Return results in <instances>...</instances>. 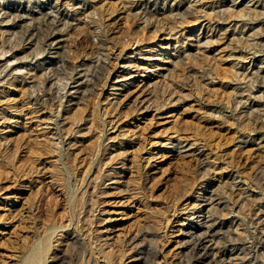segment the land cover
I'll return each mask as SVG.
<instances>
[{"label": "rangeland", "instance_id": "obj_1", "mask_svg": "<svg viewBox=\"0 0 264 264\" xmlns=\"http://www.w3.org/2000/svg\"><path fill=\"white\" fill-rule=\"evenodd\" d=\"M35 253L264 264V0H0V264Z\"/></svg>", "mask_w": 264, "mask_h": 264}, {"label": "bare ground", "instance_id": "obj_2", "mask_svg": "<svg viewBox=\"0 0 264 264\" xmlns=\"http://www.w3.org/2000/svg\"><path fill=\"white\" fill-rule=\"evenodd\" d=\"M106 184V183H105ZM130 189V188H129ZM128 189V190H129ZM127 190V191H128ZM134 190V189H133ZM131 191V190H130ZM129 192V191H128ZM133 192V191H132ZM130 199H131V197H130ZM130 199H128V200H130ZM127 200V199H126ZM210 200H211V196H210ZM209 200L207 199L205 202H206V204H204V209L206 208V207H209L211 204H212V202L211 201H209ZM214 202V201H213ZM204 203V202H203ZM213 205V204H212ZM209 209H211L210 207L208 208V211H209ZM203 211V210H202ZM202 211H199V212H201L202 213ZM207 211V210H206ZM209 213V212H208ZM210 215V214H209ZM204 217L199 221V222H197V227L199 228V229H201V228H205L206 229V232L204 233L203 232V234H202V236H200L201 238L199 239V243H198V245H199V247L200 248H204V249H208V248H210L211 247V244H210V242H212V239H210L214 234H212V226H211V224H209V219H207L208 218V216L206 217L205 215H203ZM195 218V217H194ZM193 230H195V227H194V229ZM189 231V230H188ZM186 233V232H185ZM196 232H194V231H192V232H189V234H195ZM202 233V232H201ZM188 234V233H187ZM186 234V235H187ZM106 235V234H105ZM109 235V234H108ZM190 235V236H191ZM111 236V235H110ZM115 236V235H114ZM216 236V235H215ZM194 237H195V235H194ZM119 238V237H118ZM117 238V239H118ZM199 238V237H198ZM115 239V238H114ZM103 240H105V239H103ZM112 240V237H106V241H111ZM100 242H101V240H99ZM98 241V242H99ZM114 241V240H113ZM99 242V243H100ZM186 242V241H185ZM188 242H189V240H188ZM111 244H113L112 242H110ZM104 244H105V242H104ZM108 245V244H107ZM114 245H117V244H114ZM215 246V245H214ZM106 247V246H105ZM99 248H100V246H99ZM107 248V247H106ZM108 248H111V247H109L108 246ZM115 249H116V247H115ZM100 250V249H99ZM214 250V249H213ZM212 250V251H213ZM206 251V250H205ZM204 252V251H203ZM217 252V251H216ZM16 263V262H15ZM28 264H38V260H37V253H35L31 258H30V261H29V263Z\"/></svg>", "mask_w": 264, "mask_h": 264}]
</instances>
